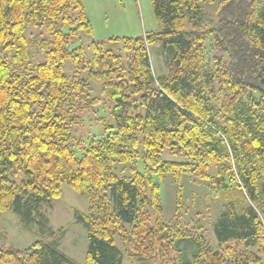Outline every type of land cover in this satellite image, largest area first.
I'll return each instance as SVG.
<instances>
[{
	"label": "trees",
	"instance_id": "obj_1",
	"mask_svg": "<svg viewBox=\"0 0 264 264\" xmlns=\"http://www.w3.org/2000/svg\"><path fill=\"white\" fill-rule=\"evenodd\" d=\"M151 2L160 29L110 39L122 41L124 55L105 43L72 47L93 34L85 0H0V214L13 210L44 236L23 250L0 248L3 264H79L60 249L63 232L45 212L64 183L90 198L89 212L76 216L86 264H124L125 256L131 264H264V0ZM214 4L217 22L205 29ZM32 25L49 37L27 38ZM154 43L167 75L154 73ZM91 78L102 95H92ZM106 106L105 134L86 146L76 134L84 114ZM139 156L142 172L114 171ZM187 173L222 198L215 243L198 213L184 219ZM169 175L171 220L157 181Z\"/></svg>",
	"mask_w": 264,
	"mask_h": 264
},
{
	"label": "rangeland",
	"instance_id": "obj_2",
	"mask_svg": "<svg viewBox=\"0 0 264 264\" xmlns=\"http://www.w3.org/2000/svg\"><path fill=\"white\" fill-rule=\"evenodd\" d=\"M85 4L87 15L93 26V34L82 33L80 39L76 40L72 47L83 44L90 50L89 47H91L92 42L105 43L107 48L125 55L122 41H110V39L145 37L147 34L160 29L151 0H85ZM215 5L207 6L206 22L204 21L205 29H212L217 22L219 7ZM44 27L36 25L28 27L26 30L27 38H31L33 35L48 38V31ZM207 42L211 43V39H207ZM38 48V46H34L31 50L38 52ZM149 50L155 75L158 77L169 74V66L162 52L161 44L154 43ZM73 70L74 65L72 61L68 60L66 62V72L71 73ZM82 74L88 75L87 70H83ZM90 84L93 96L102 95L101 81L91 78ZM108 105H110L111 110L113 103L109 102ZM109 113L110 111L106 106L92 109L84 114L82 125L78 127L76 134L83 136L86 146H88L91 139L100 138L105 134V129L99 119L109 116ZM178 159L181 158L178 157ZM144 165L143 158L139 156L134 162L116 163L114 171L120 176L131 177L133 168L142 172ZM157 181L160 184L164 216L167 220H171L178 214L177 187L174 178L169 175L164 179L157 178ZM181 186L180 201L183 206L184 219L190 221L198 213L196 218L198 224L200 223L199 225L207 228L210 240L215 243L211 223L213 224L221 211V196H215L205 184L200 183L193 173L182 175ZM62 190V196L53 201L52 207L45 208V212L50 219L49 226L53 230L63 232L60 249L79 264H86L87 233L84 225L77 220L76 216L77 212H89L91 207L90 198L80 195L67 183L63 184ZM48 236L47 234L45 237ZM43 237L37 227L33 229L26 228L13 210H7L0 214V248L13 251L23 250L36 240L43 239ZM115 239L117 245L123 249L124 242L122 239L120 237ZM0 264L3 263L0 261ZM124 264H131L127 256L124 258Z\"/></svg>",
	"mask_w": 264,
	"mask_h": 264
}]
</instances>
